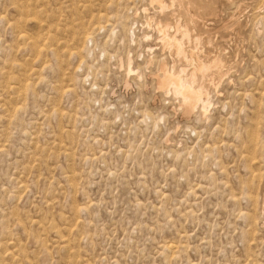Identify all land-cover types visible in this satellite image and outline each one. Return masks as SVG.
Instances as JSON below:
<instances>
[{"label":"rangeland","instance_id":"rangeland-1","mask_svg":"<svg viewBox=\"0 0 264 264\" xmlns=\"http://www.w3.org/2000/svg\"><path fill=\"white\" fill-rule=\"evenodd\" d=\"M173 1L0 0V264H264V0Z\"/></svg>","mask_w":264,"mask_h":264},{"label":"bare ground","instance_id":"bare-ground-1","mask_svg":"<svg viewBox=\"0 0 264 264\" xmlns=\"http://www.w3.org/2000/svg\"><path fill=\"white\" fill-rule=\"evenodd\" d=\"M171 1L174 2L173 0ZM153 3H158L162 10L166 9L167 7V4L164 2V0H153ZM191 22L193 24L195 21L191 19L190 24L188 23L185 25H181L180 23H178L174 32H170L171 28L169 25L162 26V28L160 29L162 31L159 30L160 34L161 32L163 33V36L161 37V41L163 38L162 46H169L170 50H173L172 52L176 54V57L184 58L188 62V66L191 67V71L187 70L186 67H179V69L176 67H172L168 69L166 64L163 63L161 65L162 74L158 79V87L159 89L171 88L175 95L182 97L183 108L186 114H190L193 109H197L198 107H200L202 114L205 116L207 115L209 107H211V103L209 101L210 99H208L209 97H206V95L208 94V90H206L207 87L202 81H200V77H205V75L211 72L213 65L217 64V61L209 65L205 62L200 61L199 54L197 56V53L191 52V54L188 55V52L190 51L187 50L186 44H191L192 42H195V45L200 44V38L193 36L191 33ZM130 70L132 71V69ZM173 247L171 248L174 249L175 247Z\"/></svg>","mask_w":264,"mask_h":264}]
</instances>
